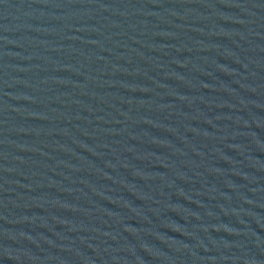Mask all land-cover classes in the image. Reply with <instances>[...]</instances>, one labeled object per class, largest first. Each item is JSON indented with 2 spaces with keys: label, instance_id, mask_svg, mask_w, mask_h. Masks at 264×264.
Returning <instances> with one entry per match:
<instances>
[{
  "label": "water",
  "instance_id": "obj_1",
  "mask_svg": "<svg viewBox=\"0 0 264 264\" xmlns=\"http://www.w3.org/2000/svg\"><path fill=\"white\" fill-rule=\"evenodd\" d=\"M0 264H264V0H0Z\"/></svg>",
  "mask_w": 264,
  "mask_h": 264
}]
</instances>
